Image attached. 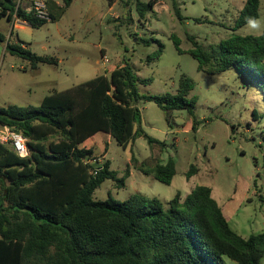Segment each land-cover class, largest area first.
Masks as SVG:
<instances>
[{
  "label": "trees",
  "instance_id": "1",
  "mask_svg": "<svg viewBox=\"0 0 264 264\" xmlns=\"http://www.w3.org/2000/svg\"><path fill=\"white\" fill-rule=\"evenodd\" d=\"M60 12L50 5L51 22L64 15L74 0H61ZM160 0H136L139 20L155 12ZM176 15L183 16L176 0ZM261 0H247L236 21L246 26L247 17L260 18ZM38 29L48 22L27 13L16 0H0V18L13 16ZM180 53V39L172 36ZM7 40L0 31V45ZM155 39H142L145 45ZM22 43V42H21ZM12 56L28 60L33 69L57 60L39 56L21 45L7 44ZM188 53L198 70L220 74L236 69L264 93V37L234 35L207 51L194 42ZM163 46L148 63L159 59ZM152 79L141 80L149 84ZM139 79L124 63L110 73L46 96L39 107L10 105L0 108V125L20 132L27 139L30 156L22 158L0 143V264H262L264 232L245 238L238 234L207 186L195 187L182 200L178 193L166 209L158 198L135 195L126 201L96 200L95 191L107 181L125 187L111 162L93 176L94 138L104 133L123 148L141 137L161 143L137 129L142 122L141 101L154 102L162 110H188L195 114V88L186 76L175 95L145 96ZM59 137L57 142H49ZM48 143V144H47ZM89 143V144H88ZM88 144V145H87ZM145 175L171 185L176 164L170 159L138 168ZM192 165L188 180L197 175ZM130 176L127 173V178Z\"/></svg>",
  "mask_w": 264,
  "mask_h": 264
},
{
  "label": "rangeland",
  "instance_id": "2",
  "mask_svg": "<svg viewBox=\"0 0 264 264\" xmlns=\"http://www.w3.org/2000/svg\"><path fill=\"white\" fill-rule=\"evenodd\" d=\"M16 1L26 9L34 0ZM44 1L50 15V5H57L54 10L60 12L61 0ZM176 1L183 20L176 15L173 0H160L155 12L147 13L142 21L136 0H74L60 19L38 29L26 26L10 31L7 20L0 18V31L9 34L11 45L24 43L33 53L57 60L33 69L28 60L8 53L7 41L1 44L0 108L39 107L46 96L101 74L110 75L124 63L132 68L139 79V92L145 96L175 95L181 78H191L195 88L188 98H197L194 115L186 109L166 112L154 102L138 104L142 122L137 129L160 145L141 137L125 149L104 133L94 138L93 157L110 161L119 178H126L122 188L115 181H105L94 198L126 201L140 195L158 198L168 209L178 193L184 200L195 187L207 186L231 227L248 238L264 232V93L236 69L220 74L199 71L198 61L188 53L194 42L212 51L234 35L249 36L251 30L246 26L236 29L247 0ZM260 13L264 25V0ZM174 35L183 53L176 48ZM152 38L157 41L150 45L141 42ZM162 46V56L148 63V57ZM103 55L110 64L103 63ZM147 79L152 82L140 83ZM58 140L55 137L48 143ZM170 159L176 164L171 185L138 170ZM192 165L199 171L188 180Z\"/></svg>",
  "mask_w": 264,
  "mask_h": 264
},
{
  "label": "built area",
  "instance_id": "3",
  "mask_svg": "<svg viewBox=\"0 0 264 264\" xmlns=\"http://www.w3.org/2000/svg\"><path fill=\"white\" fill-rule=\"evenodd\" d=\"M18 5L21 6V2ZM26 12L34 14L38 19L42 21H52L48 5L44 0L32 1L31 6L26 8ZM11 22L13 23V27L15 28L16 25L22 24L23 21L18 18L17 14H15ZM102 61L104 64H110V60L106 55H103ZM27 142V139L23 136L22 133L13 131L9 127L0 125V143L11 147L12 150L22 158H27L30 156V150ZM91 163L95 165L94 169L92 170V174L93 176H97L98 173L103 169L104 162L98 158H95L93 159V161H91Z\"/></svg>",
  "mask_w": 264,
  "mask_h": 264
},
{
  "label": "clouds",
  "instance_id": "4",
  "mask_svg": "<svg viewBox=\"0 0 264 264\" xmlns=\"http://www.w3.org/2000/svg\"><path fill=\"white\" fill-rule=\"evenodd\" d=\"M246 27L250 29V35H255L257 38L264 37V25L261 24V21L256 17H247L246 18Z\"/></svg>",
  "mask_w": 264,
  "mask_h": 264
},
{
  "label": "crops",
  "instance_id": "5",
  "mask_svg": "<svg viewBox=\"0 0 264 264\" xmlns=\"http://www.w3.org/2000/svg\"><path fill=\"white\" fill-rule=\"evenodd\" d=\"M57 4H59V3H57ZM22 6V5H21ZM29 6H27L26 8H28ZM6 20H7V22L10 24V31L12 30V27H13V23L12 22H10L7 18H5ZM26 26H30L29 24H27V23H25V22H22V24H18V25H16V27L14 28V30L15 29H20V28H24V27H26ZM3 33V32H2ZM7 36V42L8 43H10V40H11V38L9 39V34L8 35H6ZM24 47H27V46H25L24 45ZM111 137V136H110Z\"/></svg>",
  "mask_w": 264,
  "mask_h": 264
},
{
  "label": "water",
  "instance_id": "6",
  "mask_svg": "<svg viewBox=\"0 0 264 264\" xmlns=\"http://www.w3.org/2000/svg\"><path fill=\"white\" fill-rule=\"evenodd\" d=\"M1 114V113H0Z\"/></svg>",
  "mask_w": 264,
  "mask_h": 264
}]
</instances>
